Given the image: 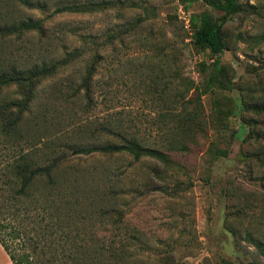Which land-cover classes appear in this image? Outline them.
<instances>
[{
    "label": "rangeland",
    "instance_id": "1",
    "mask_svg": "<svg viewBox=\"0 0 264 264\" xmlns=\"http://www.w3.org/2000/svg\"><path fill=\"white\" fill-rule=\"evenodd\" d=\"M209 1L0 0V22L28 27L0 37V68L48 65L76 53L37 82L21 134L0 136V164L22 148L37 162L61 153L56 194L78 188L70 200H78L79 213L69 221L41 204L30 212L33 228L44 233L37 242L48 246L31 250L55 251L42 264H69L74 244L89 246L87 264H264V110L252 107L264 105V0H238L222 29V73L213 83L214 56L193 48L189 26L192 14L222 13ZM91 2L101 8L62 9ZM94 54L100 59L91 60ZM93 62L86 103L73 89ZM17 92L15 84L3 87L0 99H17ZM184 109L199 111L198 130L183 137L187 150L168 153L171 166L151 155L136 161L73 152L72 145L120 143L102 125L163 148L176 123L170 118ZM242 123L250 140L234 136ZM146 182L153 186L143 194L132 191ZM47 187L38 182L33 197ZM11 245L25 247L19 239Z\"/></svg>",
    "mask_w": 264,
    "mask_h": 264
},
{
    "label": "trees",
    "instance_id": "2",
    "mask_svg": "<svg viewBox=\"0 0 264 264\" xmlns=\"http://www.w3.org/2000/svg\"><path fill=\"white\" fill-rule=\"evenodd\" d=\"M209 3L220 10L222 13L214 18L207 16L205 12L192 14L189 17V26L192 30L190 35V41L193 48L196 50H208L209 53L214 56L212 66L214 71L209 76V82L219 80V76L222 73V66H220V55L225 47L223 39V26L228 19L237 12L239 9L238 0H211ZM101 5L96 3H85L78 6H67L62 8L68 11H94L100 9ZM23 22H0V37H6L12 34L19 35L23 29L28 27L24 26ZM76 53H68L66 57L61 58L59 61L43 64L33 65L30 68L19 69L17 67L0 68V91L3 87L15 84L18 88L17 99L2 101L0 99V136L10 138L17 137L21 134L19 126L21 125L24 114L33 98V90L39 80L44 77L53 75L57 69L63 66L68 60L75 58ZM100 59V55L94 54L91 60ZM96 69V64L93 62L88 66L86 74L83 76L81 83L73 90L77 93L83 91V98L86 103L91 102V79ZM229 82V81H228ZM230 87V84L227 83ZM256 110H264L263 104H255L252 106ZM199 111L194 110H182V113L177 117H171L176 121L175 125L169 129L171 133V140L163 148L159 147H147L134 138L124 136L116 128H106L101 126L103 130L112 133L120 138V143H104L93 145H72L73 152L87 153L92 155L93 153L99 154H128L132 156L134 160H140L141 157L151 155L162 163V166L174 163L170 160L168 153L187 150V145L183 140L184 136L190 137L193 135L197 128ZM246 127L242 123L234 131V136L242 137L245 141L250 140L253 137V132L245 135ZM22 136V135H21ZM214 154L226 156L227 151L214 147ZM264 154V151L261 150ZM5 162L0 164V244L8 254L13 264H42L44 257L45 262L51 261V255L55 251L52 250H40L39 252L31 250L37 248H47L48 246L42 244L40 247V241L44 233L38 232L33 228L32 220L35 225L36 221L33 216L30 215L31 210H35V204H41L48 209L49 214L57 217V221L64 223L63 217L70 218V213L78 215L79 210L76 209V204L71 200L75 198L73 193L77 189L74 184L70 186V190L66 192H58L57 187L59 183V171L61 166L64 165V154H55L54 156L44 158L43 162H37L32 158L30 151H24L22 148L19 153L12 157H5ZM174 165V164H172ZM161 172L160 165L153 167V173L158 174ZM61 179V178H60ZM42 182L47 185L45 192H42L39 196L34 198L36 192V184ZM57 184V187L54 185ZM165 184V183H162ZM153 184L148 182L143 184L142 189L135 188L132 191L135 194H143L145 189L152 187ZM95 193H98L96 191ZM89 195V194H87ZM87 197L89 201L93 202L95 196ZM41 199L44 200L47 205L40 203ZM71 199V200H70ZM24 200H30L26 203ZM29 205V207H28ZM32 206V207H31ZM68 206V208H67ZM62 207L65 208L66 213L62 212ZM80 207V206H79ZM45 210V209H44ZM42 213V212H40ZM42 216V215H40ZM47 230H45V234ZM17 239L22 240L25 247L21 250L12 248V243H16ZM77 243V241H75ZM88 246V245H86ZM85 245L74 244V248L71 245L70 254L68 255L69 264H87L91 262ZM89 248V246H88ZM118 259H122L118 256ZM97 264V263H96ZM101 264H103L101 262ZM223 264H234L231 261L223 260Z\"/></svg>",
    "mask_w": 264,
    "mask_h": 264
},
{
    "label": "crops",
    "instance_id": "3",
    "mask_svg": "<svg viewBox=\"0 0 264 264\" xmlns=\"http://www.w3.org/2000/svg\"><path fill=\"white\" fill-rule=\"evenodd\" d=\"M0 264H13L1 244H0Z\"/></svg>",
    "mask_w": 264,
    "mask_h": 264
}]
</instances>
